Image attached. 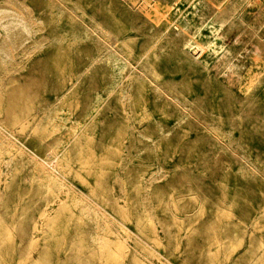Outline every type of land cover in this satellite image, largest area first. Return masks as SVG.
<instances>
[{"label":"bare ground","instance_id":"obj_1","mask_svg":"<svg viewBox=\"0 0 264 264\" xmlns=\"http://www.w3.org/2000/svg\"><path fill=\"white\" fill-rule=\"evenodd\" d=\"M48 1L55 4L57 17L62 13L68 15L71 30L66 33L53 32L51 37L46 39H42L40 35L42 30L40 19L33 14L29 6L17 0H3L6 5L0 7V77H9L12 83L9 86L5 81H0V92L5 93L4 108L0 115V264H114L113 252L117 240L115 235L123 236L124 242L129 238L134 244L135 251L145 253L140 264H214L212 255L207 250L208 240L213 235L223 238L226 244L227 255L222 264H264V184L256 183L262 188L259 191L262 203L258 211V220L251 222L255 230L250 233H247L250 213L246 210L248 207L254 209V205L246 195H232L229 192V185L221 183L218 186L221 194L211 205L215 206L217 214L227 218L224 228H214L212 223L200 228L198 224L210 205L208 206L206 198L196 194L193 197L195 215L190 217L191 211L185 209L180 219L185 222L189 218L188 224H192L200 238L193 243L191 255L181 256L171 253L176 249L170 246L169 240L172 241L170 233L163 230L173 224L157 216L147 192L139 193L138 219L164 232L161 234L156 229L154 236L150 237L142 231L138 223L133 228L116 223L113 211H116V202L126 195L124 190L127 188L118 169L111 170L102 179L100 176L94 177L90 186V191L116 189V192L111 193L105 201L107 208L91 204L78 196H72L67 207L31 204L11 206L7 204L10 195H6L3 190V187L11 191L14 186L25 189L35 185L38 191H60L66 193L67 199L70 198V189L61 181L59 174H71L75 169L71 155H63V151L58 150L59 144L65 143V146H68L75 141L81 146L85 144V140L78 136L79 132H73L74 126L71 127L68 136L55 141L44 140V137L36 133L35 136L41 138L40 153L43 158L40 160L24 151L21 146L17 147L14 142L18 131L31 136V132L26 131L28 127H44L49 121L58 126L55 111L59 97L51 102L44 100L40 97L44 87L39 77L30 76L23 79L21 76V70L36 48L47 42L58 43L63 45L62 51L71 62L70 46L79 41H88L96 48V54L90 58V64L86 67L89 69V66L101 60L111 64L113 73L110 82L94 90V99L81 112V117L75 119L78 124L92 125L97 131L103 121L99 113L108 104L110 97H114L115 103L126 112L131 106L134 84L145 79L152 91L179 110L174 125L186 117H191L206 129H217L225 122L222 117H214L215 119L207 117L205 108L196 99L182 92L173 81H168L155 67V61L165 59L167 62L172 56L177 62L200 68L207 79L217 84L215 90L210 89L211 107H222L227 112V125L236 124L235 119L228 118L231 117V113L227 109L231 105L227 100L238 97L242 92L245 98L254 97L259 85L264 82V0L258 3L250 21L241 15L245 10L241 8L244 0H188L194 7L192 17L182 15L177 8L178 0H124L127 7L123 12L127 14L130 25L129 28L120 25L116 32L110 31L93 18L89 17L87 20L86 13L76 7L71 0ZM117 11L121 12L119 9ZM139 16H143L148 23L146 27L149 40L143 42V45H136L134 49L129 43L132 36L129 30L134 34L140 31V26L136 22V17ZM116 19L118 20L117 17ZM224 24L237 27V32L229 43L226 41L217 43L219 38L227 35L218 31ZM121 46H125L127 52ZM71 66L70 63L68 76L74 73ZM88 69L81 72L76 81L86 75ZM74 85L75 82L69 80L65 90L57 87L52 91H60L62 97L65 92L72 90ZM219 92L223 94L220 100L222 103L218 102ZM32 105H35L39 112L30 124L26 116L28 108L30 109ZM232 106L234 108L236 105ZM142 109L145 110V107L142 106ZM150 115L147 111H142V116L135 119L128 116L126 126L129 132L126 131L128 133L126 139L133 136L132 131L138 124L148 121H152L161 132H166L167 124L160 118ZM61 120L65 118L61 117ZM253 122L264 126V118L249 120V123ZM15 123L22 125L24 129H15ZM149 141L147 147L157 146L158 138H150ZM219 143L231 146L230 141ZM124 145L127 148L128 144ZM120 159L121 167L132 161L128 151L124 152ZM4 174L10 176L6 179ZM248 175L256 182L261 179L260 176ZM14 176L17 177L16 184L13 182ZM162 176L164 169L158 160L151 171V177L158 180ZM242 176L245 174L242 173ZM5 179L6 182L3 184L2 181ZM104 179L106 183H101ZM151 182L145 185L139 183L137 186L142 188L144 185L147 188ZM20 197L24 199L25 194L22 192ZM161 202H164L163 205L174 220L173 223L179 219L176 212L178 199L171 195ZM190 218L193 220L192 223ZM246 234H248L246 253L249 257L233 255L235 243L242 244ZM185 249L186 252L191 250L189 239L186 241Z\"/></svg>","mask_w":264,"mask_h":264},{"label":"rangeland","instance_id":"obj_2","mask_svg":"<svg viewBox=\"0 0 264 264\" xmlns=\"http://www.w3.org/2000/svg\"><path fill=\"white\" fill-rule=\"evenodd\" d=\"M2 1L0 0V7L6 5ZM17 1L29 6L33 14L40 19L42 39L51 37L53 32L66 33L71 30V20H69L68 15L62 13L61 16L57 17V8L54 3L51 4L48 0ZM71 1L86 13L87 20L93 18L112 32H116L120 25L129 28L130 20L127 18V14L123 12L127 7L124 0ZM253 1L255 2L249 3L248 0H244L241 5V8L245 9L241 15L249 21L258 3L263 0ZM177 8L185 17L194 15V7L188 0H178ZM118 9L121 12L117 11ZM135 14L133 13V15ZM136 22L140 26V31L134 34L129 30V34L132 33L129 43L134 46V49L136 45H143V42L149 40L148 27H146L148 23L144 17H136ZM218 31L225 32L227 35L219 38L217 43L221 41L229 43V40L237 32V27H229L228 24H224ZM205 33L208 34V32ZM115 44L117 45V43ZM61 47L63 45L47 42L40 48H36L32 52L31 58L26 62V66L21 70L23 79L30 76L39 77L44 87L40 97L44 100L51 102L59 97L55 111L58 126L49 121L44 127H28L26 131H30L31 136L18 131L16 132L17 135L15 134L17 139L14 142H16L17 147L21 146L24 151L40 160L43 158L40 153L41 140L39 139L41 138L36 137L35 134L41 135L44 140L55 141L68 136L71 127L74 126L73 132H79L78 136L85 140V144L81 146L75 141L65 146V143H60L58 149L63 151V155H71L75 169L71 174H59L61 181L70 189V198L67 199L66 193L60 191H38L35 185L25 189L14 186L11 191H7L3 187L6 195H10L7 200L8 205L31 204L67 207L71 197L78 196L91 204L107 208L108 205L105 201L111 193L116 192V189L111 188L113 191H90V186L95 179L94 177L100 176L102 179L111 170L118 169L127 188L124 190L126 195L116 202V211H113L116 223L118 225L123 223L127 228H133L138 223L142 231L150 237L154 236L156 229L161 234L164 231L169 232L172 240H169L170 246L176 249L172 250L171 253L176 256L191 255L193 243L200 238L195 228H192V224H188L189 218L185 222L180 219L184 215L185 209L191 211L190 217L195 215L193 197L196 194L206 198L208 206L210 205L198 226L202 228V226L206 227L212 223L214 228H224L227 218L223 217L222 214H217L215 206L211 205L216 202L217 197L221 194L218 187L221 183L229 185V192L232 195H246L251 199L254 209L248 207L246 210L250 213L247 220V233L255 230L251 222L258 220V211L262 203L259 192L262 188L258 187L256 183L264 184V126H259L254 122L249 123V120L264 118V82L259 85L254 97L245 98V94L242 92L238 97L227 100L231 105L227 109L231 113V117L228 118L237 121L236 124L229 126L227 125V112L222 107H211L210 104V89L215 90L217 84L207 79L204 72L196 66L177 62L172 56L168 58L167 62L164 61L165 59H159L155 61V67L168 81H173L182 92L190 98L196 99L205 108L207 117L213 119L222 117L225 122L220 125V128L206 129L197 124L191 117H186L174 125L178 119L179 110L152 91L149 84L143 79L134 84L131 106L126 112L115 103L114 97L109 98L108 104L99 113L103 121L99 124L98 130L95 131L92 125L78 124L75 119L81 117V112L94 99V90L108 85L113 73L112 66L109 62L101 60L93 66H89V69L86 67L90 64V58L96 54V48L88 41H79L70 46L71 62L64 55ZM121 47L127 52L125 46ZM70 63L72 64L71 70L74 72L72 76H68ZM85 69H88L87 74L76 81L78 75ZM16 76L19 77V74ZM1 80L5 81L6 85L11 83L9 77H0ZM69 80L75 82L74 88L65 92L62 97H60V91H52L53 88L57 87L65 90V87L69 85ZM234 87L236 88V86ZM222 95L221 92L217 94L219 96L218 102H221ZM4 96L5 93L0 92V115L4 108ZM232 104L236 106L233 108ZM142 106L145 107V110L142 109ZM142 111H147L151 114L150 117L160 118L164 124H167L165 125L166 132H161L152 121H148L138 124L132 131L133 136L126 139L128 135L126 131L129 132L126 126L128 116L135 119L142 116ZM38 112L39 109L35 105H32L30 109L28 108L26 118L29 119L30 124ZM61 117L65 120H61ZM14 127L18 130L24 129L22 125L17 123ZM150 138H158L157 146L147 147ZM219 141L222 144L230 141L231 146L220 145ZM124 143L128 144L127 148H125ZM126 151L130 153L132 161L121 167L120 158ZM18 157L19 154L17 153L16 159ZM158 160L164 169V176L158 180H153L151 171L155 168ZM242 173L245 176H242ZM248 174L260 176L261 179L259 178L260 180L256 182ZM8 176L10 174H4L6 179ZM6 179L4 182L2 181L3 184H5ZM16 179L17 177L14 176V184H16ZM103 182L106 183V179L101 181V183ZM149 182H151L150 186L145 188L144 185ZM139 183L144 184L142 188H138L137 184ZM22 192L25 194L24 199L20 197ZM146 192L157 211V216L165 222L173 224L163 229L164 231L156 226H149L143 220L138 219V196L139 193L145 194ZM171 195L178 199L176 212L179 219L174 223L163 205L164 202H161L167 200ZM237 212L239 213V211ZM192 222L193 220L190 218V223ZM247 235H245L242 244L235 243L233 255L249 257V254L246 253ZM115 238L117 240L113 252V263L140 264L145 253L135 251L134 244L129 238L125 242L122 241L124 237L121 235H115ZM187 239L191 241V250L186 252ZM208 241L207 250L212 255V262L222 264L227 255L224 239L219 238L218 235H213Z\"/></svg>","mask_w":264,"mask_h":264}]
</instances>
